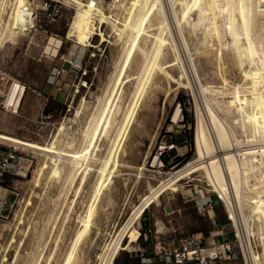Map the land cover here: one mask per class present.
Returning a JSON list of instances; mask_svg holds the SVG:
<instances>
[{"label":"rangeland","instance_id":"1","mask_svg":"<svg viewBox=\"0 0 264 264\" xmlns=\"http://www.w3.org/2000/svg\"><path fill=\"white\" fill-rule=\"evenodd\" d=\"M56 1L61 7V14L55 20H52L43 9L46 0H35L36 13L33 25L25 33L18 34L15 40H4L0 43V86L3 90L10 91L12 81L21 80L27 85L20 114H12L0 107V134L12 135L44 146L59 135L57 141L62 148L60 153H55L59 159L61 158L57 168L59 175L57 173L58 176L55 174V177H52L51 174L47 183L44 178V184L42 183L44 186L39 187L40 190L42 189V196L37 197L35 204L38 208L35 206V210L31 213L34 219L27 225V248L23 249L22 254L13 264H99V254L104 251L105 240L116 239L134 206L140 203L142 195L148 191L144 181L149 178L156 182L159 177L176 171L196 159L200 116L202 115L206 124L210 125L205 106L207 99L211 100V104L223 120L233 129L236 127L235 134L237 136L242 134L240 128L232 123L231 116L228 118L224 110L215 102L216 99V101L221 100L222 103L230 96L222 78L223 72L227 73L221 70L218 61L210 63L206 68L204 57L194 54L198 70L196 74L190 64L189 54L179 43L180 62L185 64L180 76V71L173 70L178 67L168 61L173 62V59H169V55L173 57L172 51L162 50L154 54L152 45L145 52L137 46L136 50L139 52L137 49L139 48L140 54L142 52L145 55L141 54L144 56V59L142 58L144 66L138 69L140 72L134 70L135 68H129L122 82L123 85L121 84L122 88L125 85L127 98L125 101L118 100V103L124 106L119 113L112 112V121L108 126L110 131H102L91 153L79 159L85 164V173L84 171L77 173L74 160L77 151L88 144L87 126L94 123L93 120H96L105 106L131 39L127 33L119 38L120 35L115 33L113 24L105 22L97 24L100 25L96 30L97 33L90 39L93 46L77 43L75 37L68 35L77 6L69 0ZM110 1L100 0L105 9ZM162 2L167 9L172 3L171 0H162ZM258 18L257 30H259L256 34L264 35V15ZM101 28L107 40H103V36L99 34ZM174 28L173 26L172 36L177 42L178 35ZM174 31L176 34H173ZM52 36L61 39L56 52L53 50L56 46L50 40ZM116 43L120 44V52L116 49ZM193 43H197L196 40L190 42L191 46ZM66 58L73 62L70 63ZM230 64L227 62L224 66L229 73L226 75L228 79L230 78L229 82L236 80L242 71L240 68H233ZM228 65L231 68L227 67ZM139 84L142 85L141 87L144 86L145 90L138 96L127 131L121 135L122 139L119 138L121 141L118 140L120 144L117 145L118 148L116 146L117 152H114L112 167H109L108 173L102 178L99 168L110 156L107 145L114 143L113 140L118 137V128L123 122L125 112L133 103L136 95L134 93H137ZM149 85L153 87L149 88ZM154 87H156L155 91H152ZM241 90L242 93H247L245 89ZM150 92L154 94H148ZM179 105L182 108L181 116L178 120H174L173 115ZM62 125L64 130L60 129ZM164 142L175 146L162 155L161 164L153 165L158 147ZM12 146L28 150L33 164L26 178L9 173L0 176V249L3 236L7 229L13 226L15 216L18 214L17 210L22 204L21 200L25 198L26 192L32 191L34 180L40 173L44 158H47L46 154L49 153L44 148L0 136V154ZM143 163L149 170L138 171L137 166ZM193 169L196 170L178 180L172 188H191L190 197L204 198V201L199 204L189 202L185 209L173 214L172 218L175 225L190 230H201L206 228L208 223L199 213L202 214L203 211L207 213L208 206L212 202L218 201L215 207L221 211H224L226 206L222 198L208 185L205 168L196 165ZM75 173L79 174L75 176L76 178ZM6 176L11 177L12 180L9 181ZM173 194L179 199L184 192L179 189ZM204 203L205 209L202 210L200 206ZM80 216L86 221H82ZM230 222L235 231L232 243L237 249L238 257L229 261L248 264L241 238H236V233L238 235L239 231L234 221L230 220ZM138 227L141 231L138 241L140 244L144 239L142 218ZM251 238L256 254L259 255L262 244L259 240L255 241L253 236ZM138 242L129 249L121 250L113 264H122L130 254H134L139 247ZM70 253L73 255L69 260ZM14 254L15 247L11 250V260H14Z\"/></svg>","mask_w":264,"mask_h":264},{"label":"bare ground","instance_id":"2","mask_svg":"<svg viewBox=\"0 0 264 264\" xmlns=\"http://www.w3.org/2000/svg\"><path fill=\"white\" fill-rule=\"evenodd\" d=\"M69 1L76 4L77 12L68 35L75 37L77 43L83 46H93L90 39L93 34L97 33L96 30L100 26L97 24L105 22L113 24L115 33L120 35L119 38L127 33L131 39L129 41L131 43L127 45L129 47L123 55L119 74L115 84L113 83L114 87L106 100L105 106L95 118L96 120H93L94 123L87 126L88 144L77 151L74 160L77 173L83 171L85 173V164L79 159L83 155L87 156L88 153H91L97 144L96 142H98V136L102 131L109 129L112 112L119 113L122 110L124 105L119 104L118 100L125 101L127 97L125 85L122 88L121 84L129 68H135L134 70H138L140 67L143 68L142 60L145 55L141 52L144 55L141 56V50L144 49L143 52H145L152 45L154 54H156V51H172L173 57L169 55V59H173V62L168 61L173 63V66L178 67L173 70L180 71V76L185 69V64L181 63L182 61L180 62L179 43L189 54L190 64L196 74L198 70L194 61V54L204 57L206 68L210 63L218 61L221 70H225L227 74L229 73L226 72L224 67L227 62H230L233 68L242 70H240L238 78L236 77L237 79L231 82L228 81L230 78L228 79L227 74L223 72V83L230 96L228 99H224L222 103L221 100L217 99L218 101H216L215 99L216 105L224 110V114H227L228 118L231 116L232 123L240 128L241 136L235 134L234 129L236 127L233 129L229 123L223 120L211 104V100L207 99L205 106L207 107L210 125L209 123L206 124L201 115L197 129L196 159L176 171L159 177L156 182L147 177L148 179L144 181V185L148 186V191L142 195L140 203L134 206L116 239L114 241L105 240L104 251L99 254V264H113L121 250L129 249L139 240L141 231L138 223L146 207L150 206L156 199L158 200L162 193L169 194L172 186L178 180L196 170L193 169L196 165L205 168L208 185L224 201L231 219L229 216L228 218L234 221L239 231V234L236 233V235L241 238L239 240L243 244L247 263L264 264V35L262 33L260 35L256 34L259 30H257L259 27L257 26L258 17L264 15V0H171L172 3L169 9L163 5L162 0H111L107 9L101 4L100 0ZM35 13V0H0V43L4 40L13 41L18 34L25 33L33 25ZM173 26L178 35L177 42L174 41L172 36ZM176 32L173 34H176ZM99 34L103 36V40H107L102 28ZM50 40L55 44L56 47L53 50L56 52L61 44V39L52 36ZM195 40L197 43H193L191 46L190 42H195ZM119 45L116 46L118 51ZM137 46L142 48L141 50L137 48L139 52L136 50ZM134 57L135 61L133 60ZM154 80H152V83ZM220 80L222 81V79ZM14 83L18 82L14 81ZM14 83L8 96L13 91ZM141 86L139 84V89H136L137 93H134L136 95L133 103L124 114L123 122L118 128V137L115 141L113 140L114 143L111 145L108 143L107 145L110 156L100 168L98 167L102 178L108 173L109 167H112L111 162H114V152H117V145L120 144L118 140L119 138L122 139L121 135L127 131L138 96L142 94L141 91L145 90L143 89L144 86ZM150 87L153 86L149 85ZM155 88L152 91H155ZM242 88L247 93H242ZM24 91L25 89L22 88L21 93L23 94ZM148 94L153 95L154 93L150 92ZM181 112L182 108L179 105L173 115L174 120H178ZM200 112L202 113L201 109ZM63 128L64 126L60 129ZM257 134H259V137ZM0 136L49 151L46 154L47 158H44L40 167L39 175L34 180L32 191L29 192V190L25 193V196L23 195L25 198L22 199L23 201L21 200L22 204L20 209L17 210L18 214L16 213L17 216H15L13 226L9 227L5 236H3L0 264H13L18 256L22 254L23 249L27 248V225L31 224L30 220L34 219L31 217V213L35 210V206L38 208L35 204L37 203V197L42 196V189L40 190L39 187L44 186V178H46L45 182L47 183L51 174L54 175H51L52 177H55V174L57 175L61 158L59 159L55 153H60L62 148L57 141L59 135L45 146L8 134H0ZM84 158L86 159V157ZM161 163V157L156 155L152 164ZM137 168L138 171L149 170L145 163L138 165ZM56 169L57 172L55 173ZM86 173L88 174V171ZM75 176H79V174L76 175L75 173ZM80 218L82 221H86L85 218L81 216ZM252 236L255 241L258 242L259 240L262 244L259 255L256 254L251 243ZM13 247H15V257L12 261L10 255ZM72 255V253L69 254V260Z\"/></svg>","mask_w":264,"mask_h":264},{"label":"built area","instance_id":"3","mask_svg":"<svg viewBox=\"0 0 264 264\" xmlns=\"http://www.w3.org/2000/svg\"><path fill=\"white\" fill-rule=\"evenodd\" d=\"M43 9L52 20L61 14V7L56 0H46ZM66 60L70 63L73 62L71 59L66 58ZM59 72L57 71V73ZM17 82H11L10 86L14 83V87L9 96V90H3L0 86V107L12 114H20L27 90V85L21 80ZM22 88L25 89L23 94L21 93ZM174 146V144L168 145L164 142L159 145L156 155L162 157L166 150L172 149ZM32 164L33 160L28 150H21L12 146L0 154V176L9 173L26 178L31 172ZM215 204L216 202L210 203L208 208L213 209ZM205 205V203L202 204L200 209H205L203 208ZM143 235L147 238L148 232L144 231ZM237 257L238 252L232 241L209 243L205 242V236L202 232H193L183 239L178 246H173L165 239L157 237L155 256L148 258L146 264H217L219 261H229Z\"/></svg>","mask_w":264,"mask_h":264},{"label":"crops","instance_id":"4","mask_svg":"<svg viewBox=\"0 0 264 264\" xmlns=\"http://www.w3.org/2000/svg\"><path fill=\"white\" fill-rule=\"evenodd\" d=\"M179 189L183 190L184 194L179 196L178 199L173 192ZM190 191L191 188L173 187L169 194L162 193L158 200L156 199L150 206L146 207L141 218L143 223L142 231L148 232L147 238L144 237L143 242L140 244L139 240L137 241L139 247L136 252L130 254L122 264H146L148 258L155 256L157 237L165 239L173 246L180 245L181 241L193 232H202L205 236V242L209 243L234 240L235 231L231 227L230 219L227 217L228 211L226 212V209L224 211L217 209L218 201L216 207L207 209V213L204 211L202 214L199 213L208 223L206 228L190 230L174 224L173 214L185 209L189 202L199 204V202L204 201V198L190 197ZM217 264H237V262L223 260L217 262Z\"/></svg>","mask_w":264,"mask_h":264},{"label":"water","instance_id":"5","mask_svg":"<svg viewBox=\"0 0 264 264\" xmlns=\"http://www.w3.org/2000/svg\"><path fill=\"white\" fill-rule=\"evenodd\" d=\"M6 178H7L9 181H11V180H12V178H11V177H9V176H6Z\"/></svg>","mask_w":264,"mask_h":264}]
</instances>
